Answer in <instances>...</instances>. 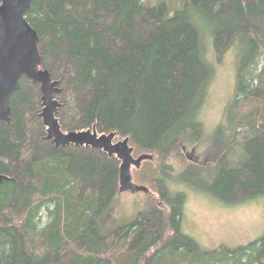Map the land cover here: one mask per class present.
I'll use <instances>...</instances> for the list:
<instances>
[{"label":"trees","instance_id":"16d2710c","mask_svg":"<svg viewBox=\"0 0 264 264\" xmlns=\"http://www.w3.org/2000/svg\"><path fill=\"white\" fill-rule=\"evenodd\" d=\"M27 20L42 69L61 89L62 131L127 140L142 159L136 182L149 191L133 222L103 233L122 160L58 146L40 85L22 78L11 125L0 122V264H264V237L203 251L183 232L185 193L168 186L226 206L264 197V0H33ZM202 24L221 59L240 54L236 95L217 130L225 164L184 155L203 138L198 114L215 71Z\"/></svg>","mask_w":264,"mask_h":264},{"label":"rangeland","instance_id":"374dc122","mask_svg":"<svg viewBox=\"0 0 264 264\" xmlns=\"http://www.w3.org/2000/svg\"><path fill=\"white\" fill-rule=\"evenodd\" d=\"M194 24L196 25L195 22ZM202 29L205 55L215 71L207 100L198 114L203 125V138L196 146L186 148L184 155L190 161L208 163L221 158L225 164L227 157H221L217 130L225 124L224 113L236 95L240 54L238 49H231L221 59L214 51L211 32L205 25ZM137 169V166L131 167V181L134 184H137ZM168 186L173 192L185 193L187 201L183 232L197 241L203 251H213L216 248L235 249L264 237V197L242 205L226 206L191 187L175 182H169ZM147 200L148 194L145 192L120 190L109 213L101 220V231L108 233L133 222L145 209Z\"/></svg>","mask_w":264,"mask_h":264},{"label":"water","instance_id":"95a60500","mask_svg":"<svg viewBox=\"0 0 264 264\" xmlns=\"http://www.w3.org/2000/svg\"><path fill=\"white\" fill-rule=\"evenodd\" d=\"M33 0H0V122L11 125V97L18 91L22 78L40 85L44 110L42 119L48 128L49 138L58 146H87L118 155L122 160L120 190L148 192V189L131 181V167L139 166L142 159H135L129 142L114 144L115 134L100 136L96 130L64 133L57 114L60 104L56 96L61 93L59 83L42 69L43 59L39 50V36L27 20ZM194 150L192 151V156ZM7 178L0 175V180Z\"/></svg>","mask_w":264,"mask_h":264}]
</instances>
